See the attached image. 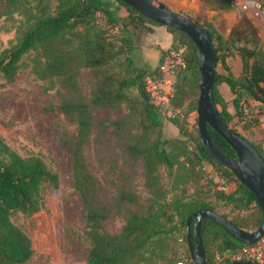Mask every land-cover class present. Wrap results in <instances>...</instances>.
<instances>
[{
    "label": "trees",
    "instance_id": "trees-1",
    "mask_svg": "<svg viewBox=\"0 0 264 264\" xmlns=\"http://www.w3.org/2000/svg\"><path fill=\"white\" fill-rule=\"evenodd\" d=\"M199 1L209 11L225 13L235 7L234 0H221L220 7H209L206 0ZM113 5L122 7L126 16L118 17ZM15 11L25 18L26 25L19 32L16 43L0 52V76L5 83H11L22 57L32 54L30 70L33 76L38 80L58 81L68 92L67 97L60 101L58 110L76 126L75 136L67 145L72 159V186L81 200L83 235L89 245L85 264H174L184 259L192 264L187 247L184 258L172 262L173 259L168 260V257L175 256L176 252L166 254L164 246L180 230L185 242V221L190 215L203 210L216 214L209 201L213 178L221 179L225 187L211 195L217 200L233 203L235 208L245 212L244 215L236 214L232 217L218 216L245 232H254L258 228L262 216L251 194L232 173L206 155L199 142L196 127L189 128L187 124L186 117L195 112L196 108L197 65L194 47L183 33L164 28L170 35V44L166 50L181 51L185 61V69L177 72L172 81L173 95L169 106L175 113L167 117L169 124L183 139L152 140L151 134L160 123L156 108L149 103L143 91V79L154 76L156 68L152 71L133 68L130 53L133 49L131 28L138 24H156L125 6L122 0H39L33 3H28L27 0H0V18ZM97 15L102 17L103 25L96 23ZM211 24L205 22L203 26H198L208 32L215 67L220 64L224 72L221 75L216 71L213 73L214 105L229 128L234 118L241 122L240 102L244 101L256 113L250 120L243 122L242 126L257 127L260 120L264 119V49L256 29L242 15L227 34L229 48L241 64L239 75L234 77L225 63L226 57L218 53ZM104 26L115 28L117 35H109ZM241 30L245 31L241 37L243 44H238L236 36ZM163 53L161 51L158 64ZM121 57L127 77L102 76L87 101L76 81L80 71H99L113 67ZM120 65L121 63L117 66ZM176 80L181 81L182 85L175 86ZM183 84L186 89H183ZM220 84H224L231 94L229 102L233 113L228 111L227 103L218 91ZM132 89L137 92L136 98L129 96ZM122 103L129 104L130 111L126 118H137L139 133L135 135L123 130L124 117L111 121L106 126L101 124L102 130L112 127L117 135L124 137L123 151L128 161L141 160L148 197L141 210H126L119 233L110 234L104 229L110 209L99 199V186L87 170L83 148L93 134L91 111L115 110ZM206 133L211 144L220 153L234 157L228 145L208 126ZM250 145L264 164V156L259 149L251 143ZM204 164L209 166L210 176L206 184L199 188L202 192L166 198L158 174L160 167H165L168 175H171L173 169L180 173L178 181L171 185V189H175L176 185L185 183V179L197 185L198 181L193 180L192 176L194 170H200ZM44 185L56 187V174L37 156H20L0 136V264H25L30 260L33 254L31 243L12 224L10 216L16 212L24 216L37 213L42 205L40 192ZM137 200L133 193L123 191L115 199L114 207L136 206ZM189 230L192 242V221ZM199 235L205 264H216L217 257L222 261L229 259L226 256L228 251L235 252L248 247L232 239L208 220L201 221ZM232 262L230 260L225 264ZM260 264H264V260Z\"/></svg>",
    "mask_w": 264,
    "mask_h": 264
},
{
    "label": "rangeland",
    "instance_id": "rangeland-1",
    "mask_svg": "<svg viewBox=\"0 0 264 264\" xmlns=\"http://www.w3.org/2000/svg\"><path fill=\"white\" fill-rule=\"evenodd\" d=\"M35 1L39 0H27L28 3ZM206 2L209 7L221 6V0H206ZM234 3V8L240 10L241 16V11L246 8H250L252 12L258 10L256 4L264 12V0H234ZM113 8L118 17L126 15L122 7L113 5ZM202 9L207 10L205 7H202ZM182 16L200 26L205 24V22L199 24V20L191 18L188 14ZM96 23L103 25L102 17L96 16ZM25 25L26 20L18 11L0 18V52L16 43L19 32ZM228 26L224 20H220L215 27L212 25L214 43L219 49L218 53L229 59L226 65L231 69L234 67V54L227 42ZM152 27L156 33L153 39H149L140 33L141 25L138 24L133 29L131 28L133 49L130 53V59L131 65L135 69L150 68L149 64H145L143 67L138 66L140 65L138 63V49L151 48L155 50L159 60L161 51L164 52L166 49H158L153 47L151 43H158L161 48L169 45L170 35L164 27L158 25ZM104 29H107L109 35H117L115 28L109 29L104 26ZM244 33L245 31L241 30L237 34L236 42L238 44H243L241 37ZM31 59L32 54L22 57L11 83H5L0 76V136L20 156L33 155L40 158L47 168L56 174L57 186L44 185L42 187L40 192L42 205L37 213L24 216L16 212L10 216V221L28 237L31 243L33 254L25 264H85L89 245L83 235L84 224L82 221L81 200L72 186V159L67 145L75 136L76 126L58 110L60 101L67 97L68 92L60 86L58 81L36 79L30 70ZM122 59L121 57L115 66L107 67L104 70L83 69L80 71L76 81L79 91L87 101L92 96L95 85L102 76L127 77V72L124 69L125 63ZM119 63L121 65L117 66ZM216 70L222 72V74L224 73L220 64L216 65ZM178 85L180 86L182 83L176 80L175 86ZM225 87H223L224 90L221 93L220 88H218V91L222 97L228 99V93L230 92ZM183 89H186L184 84ZM129 96L136 98V90L132 89ZM229 101L226 100L227 109L230 113H233ZM249 108L252 116H254L256 110L252 106H249ZM129 111L128 103H122L115 110H92L93 134L89 143L83 148L87 170L99 186V199L106 208L110 209L109 217L104 223L105 231L110 234L119 233L123 226L126 210L131 212L141 210L145 207V200L148 197L144 187L141 160L128 161L123 151L124 137L117 135L112 127L102 130L103 125L106 126L109 122L124 117L123 130H128L137 135L139 133V129H137L138 120L132 117L126 118ZM156 112L160 126L151 134V139L158 138L160 141L183 139L167 120V117L174 115L175 110L173 111L169 106L167 108H156ZM186 121L189 128L196 127L195 113H190L186 117ZM101 124L103 125L101 126ZM242 125L243 122L238 121V118H234L230 122L229 128L242 137H247L252 142L251 144L256 146L264 156L263 133L256 126L243 128ZM248 133H251L252 137ZM257 136L261 139L258 140L260 143L252 141L253 137L258 138ZM209 170L210 168L206 164L202 165L200 170L197 168L194 170L192 178L198 181L197 185L185 179V183L176 185L175 189H171L172 183L178 181L180 173L173 169L171 175H168L166 168L160 167L158 174L166 198L169 199L172 195H190L192 192H202L199 188L208 181ZM213 179L210 184L212 189L209 201L214 208V212L217 215L227 217L236 214L244 215L245 212L235 208L233 203L217 200L211 195L212 192L221 191L225 187L221 179ZM123 191L131 192L137 196L136 206L120 205L118 209L114 207L115 199ZM181 236H183V232L180 230L176 236H171L164 246L166 254L176 252L175 256L168 257V260L173 259L172 262L185 256L186 245ZM151 261L154 260L151 259ZM228 261L230 259H224L221 264ZM151 264L155 263L151 262Z\"/></svg>",
    "mask_w": 264,
    "mask_h": 264
},
{
    "label": "water",
    "instance_id": "water-1",
    "mask_svg": "<svg viewBox=\"0 0 264 264\" xmlns=\"http://www.w3.org/2000/svg\"><path fill=\"white\" fill-rule=\"evenodd\" d=\"M123 4L150 22L183 33L192 43L197 65L196 129L206 155L233 174L246 188L261 212V223L254 232H245L231 225L221 216L208 210L190 215L185 221V243L192 264H205L199 229L202 220L221 228L232 239L243 245H253L264 237V164L250 143L228 128L222 121L212 96L214 53L208 32L184 16L166 8L156 0H122ZM206 126L210 127L231 149L234 157L220 153L210 142ZM192 221V242L189 225ZM231 264H252L232 262Z\"/></svg>",
    "mask_w": 264,
    "mask_h": 264
},
{
    "label": "crops",
    "instance_id": "crops-1",
    "mask_svg": "<svg viewBox=\"0 0 264 264\" xmlns=\"http://www.w3.org/2000/svg\"><path fill=\"white\" fill-rule=\"evenodd\" d=\"M156 1L162 3L166 8H168L169 10L175 13H178L180 15L188 14L191 18L199 20L198 21L199 24L204 22H211L212 25L215 27L220 22V20H224L226 24L229 25L228 26L229 30L241 17L240 10H237V8H234L233 10L227 13L203 10L202 9L203 4L199 0H156ZM255 6L257 7L259 5L256 4ZM241 12L242 15H244L250 21L252 26L256 29V34L260 39L264 49V12H262L261 9L260 12H258L257 10H253L252 12L250 8H246L244 9V11ZM120 18H122V16ZM139 30L141 31L140 32L141 34L145 35V37H148L149 39H153V37L156 34L152 26L145 24L141 25V29ZM169 44H170V40H169ZM151 45L153 47L163 50L167 49L169 46L168 45L167 47L161 48V46H159L158 43H154V44L151 43ZM138 52H139L138 63L140 64L138 66L143 67L145 64L146 65L149 64L150 67L149 69H145V68H139V69L146 71L154 70L159 61L155 50H152L151 48H146V49L141 48L138 49ZM233 57H234V67L231 68L230 71L234 77H237L241 70V64H240V60L236 55H234ZM228 60H229L228 58L225 59L226 64H228L227 63ZM216 72L220 75L222 74V72L220 71L216 70ZM223 87H225L224 84H220L218 86V88H220V93L222 92V90H224ZM230 99H231V95L230 93H228V99L224 98V100L226 101ZM263 123H264V119H261L260 124L256 127L261 131V133H263L262 136H264ZM248 134L252 137L251 133ZM243 138L246 139L249 143H252L247 139V137L246 138L243 137ZM259 139H260L259 137L258 138L253 137L252 141L257 142ZM221 263L222 260L220 259L219 264Z\"/></svg>",
    "mask_w": 264,
    "mask_h": 264
},
{
    "label": "built area",
    "instance_id": "built-area-1",
    "mask_svg": "<svg viewBox=\"0 0 264 264\" xmlns=\"http://www.w3.org/2000/svg\"><path fill=\"white\" fill-rule=\"evenodd\" d=\"M256 8H258L257 11L260 12L259 6ZM97 17H99V15H97ZM184 69L185 61L181 51H164L156 67V74L154 76H146L143 79V91L153 107H169V100L172 97L171 87L173 78L177 72ZM240 112L242 114L241 122L248 121L253 117L249 106L244 101L240 102ZM226 256L233 262L260 264L264 260V237L248 247H243L235 252L228 251ZM220 259V257L215 259L216 264L220 262ZM174 264H188V260L184 259Z\"/></svg>",
    "mask_w": 264,
    "mask_h": 264
}]
</instances>
